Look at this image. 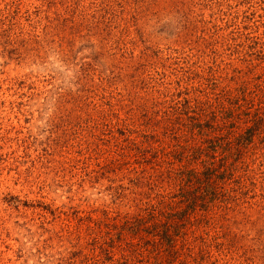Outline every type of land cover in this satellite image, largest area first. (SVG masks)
<instances>
[{
  "label": "rangeland",
  "instance_id": "374dc122",
  "mask_svg": "<svg viewBox=\"0 0 264 264\" xmlns=\"http://www.w3.org/2000/svg\"><path fill=\"white\" fill-rule=\"evenodd\" d=\"M227 88L250 141L173 245L140 238L196 161L174 103ZM0 264H264V0H0Z\"/></svg>",
  "mask_w": 264,
  "mask_h": 264
},
{
  "label": "trees",
  "instance_id": "16d2710c",
  "mask_svg": "<svg viewBox=\"0 0 264 264\" xmlns=\"http://www.w3.org/2000/svg\"><path fill=\"white\" fill-rule=\"evenodd\" d=\"M245 93V92H243ZM234 94H237L234 96ZM239 93L237 91H230L229 88L224 89L221 95L219 94L214 99L217 100V104H213L211 99L205 98L203 99L199 95L191 96L187 94L185 97L176 100L173 107H179L180 114L185 116L187 122L184 121L180 123L185 127V131L189 134V141L185 142L182 145V142L179 143V147H175L178 151L181 152H190L195 154L196 161H193L194 167L188 169V166L182 164V160L174 159V162L177 161L179 163V177L176 179L179 183V194L172 202L171 206L167 208L166 205H162L159 207V217L152 218L151 221L146 224L147 229H149V233L147 236L143 235L140 238H144L147 241L154 236L159 245H168L171 246L175 242V236L179 235L180 231V222L182 220H187L188 213L194 211L196 206L200 203H205L207 199L210 198L212 193V185L214 178H220V180L224 181V171L226 170L225 166H219L220 168H214V161L212 160L214 154L217 152L218 147H216V143L219 141L225 140V145L227 148L224 149L222 153V158H227L230 156L233 151L238 150L241 146L245 145L250 141L251 136L242 135V139L233 144L229 141L227 135H232L234 132L228 127V124L233 117L230 111L233 110L232 105L228 104L231 101V98L238 97ZM243 95V94H242ZM243 100V99H242ZM227 104H226V103ZM195 105H194V104ZM196 105H201L203 110L200 112H195L190 116L188 109L193 108ZM212 105L216 108L219 114L214 111L215 108H212ZM213 109L209 111V109ZM262 106H260V109ZM180 117V116H176ZM180 120V119H178ZM235 122L233 123L234 126ZM237 127V124L236 126ZM248 129L255 130L256 124L255 122H251V125L248 126ZM225 134L223 138H219L218 135ZM138 149L145 148L146 145H142L140 142L136 144ZM153 146L150 142H148L147 147ZM162 149L163 157L170 158L172 157V152L174 148H170L169 151L165 152L166 149ZM223 149V148H222ZM141 152V151H140ZM139 152V153H140ZM172 160V159H171ZM196 163V164H195ZM200 165V166H199ZM222 168V169H221ZM224 169V170H223ZM219 172V173H218ZM221 175V176H220ZM137 217H134L133 220H128L126 222L127 225L133 227L135 230L133 231L135 234L134 237L138 238L137 232H139L140 226L137 221ZM116 228V225L113 224ZM111 227V226H110ZM125 228L124 225L120 227V229ZM110 235V234H109ZM132 238V237H131ZM101 242L100 250L101 253H108L110 249L107 247L104 248V244L106 245L107 238L102 234L100 237ZM111 243L107 244L108 246H113L114 239L110 238ZM132 245V243H130ZM127 250L121 248V254L125 253Z\"/></svg>",
  "mask_w": 264,
  "mask_h": 264
}]
</instances>
